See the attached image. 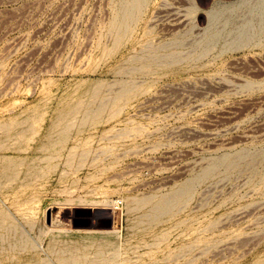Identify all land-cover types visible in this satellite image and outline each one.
<instances>
[{
	"label": "rangeland",
	"instance_id": "374dc122",
	"mask_svg": "<svg viewBox=\"0 0 264 264\" xmlns=\"http://www.w3.org/2000/svg\"><path fill=\"white\" fill-rule=\"evenodd\" d=\"M124 1L0 0V264H264V0Z\"/></svg>",
	"mask_w": 264,
	"mask_h": 264
},
{
	"label": "bare ground",
	"instance_id": "6f19581e",
	"mask_svg": "<svg viewBox=\"0 0 264 264\" xmlns=\"http://www.w3.org/2000/svg\"><path fill=\"white\" fill-rule=\"evenodd\" d=\"M144 0H125L122 6L116 10V16L114 18L113 23L120 24V21H118L117 16L120 15L123 21H126L130 19L133 14L138 11L143 4ZM170 8V7H169ZM182 10V9H181ZM165 13V12H164ZM171 14V13H170ZM218 15V10H212L208 13L210 22L213 21V19ZM185 16V15H184ZM220 16V14H219ZM218 16V17H219ZM169 17V16H168ZM180 19V18H179ZM165 20V19H164ZM175 20V19H174ZM181 24V23H180ZM175 25V24H174ZM173 25V26H174ZM178 25V24H177ZM170 26V24H169ZM167 27V26H166ZM171 27V26H170ZM176 27V25H175ZM174 29V28H173ZM208 33V32H207ZM212 33V32H211ZM206 34V32H205ZM211 35V34H210ZM213 36V35H212ZM197 39V38H196Z\"/></svg>",
	"mask_w": 264,
	"mask_h": 264
}]
</instances>
